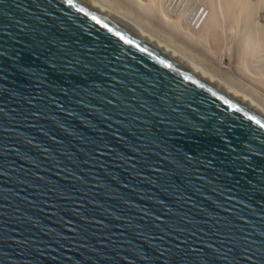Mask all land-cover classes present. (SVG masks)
<instances>
[{
  "label": "water",
  "instance_id": "water-1",
  "mask_svg": "<svg viewBox=\"0 0 264 264\" xmlns=\"http://www.w3.org/2000/svg\"><path fill=\"white\" fill-rule=\"evenodd\" d=\"M0 264H264V103L94 0H0Z\"/></svg>",
  "mask_w": 264,
  "mask_h": 264
},
{
  "label": "bare ground",
  "instance_id": "bare-ground-1",
  "mask_svg": "<svg viewBox=\"0 0 264 264\" xmlns=\"http://www.w3.org/2000/svg\"><path fill=\"white\" fill-rule=\"evenodd\" d=\"M264 103V0H94Z\"/></svg>",
  "mask_w": 264,
  "mask_h": 264
}]
</instances>
